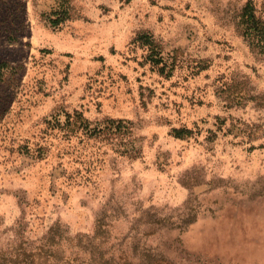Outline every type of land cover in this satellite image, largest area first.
Returning a JSON list of instances; mask_svg holds the SVG:
<instances>
[{
	"label": "rangeland",
	"instance_id": "374dc122",
	"mask_svg": "<svg viewBox=\"0 0 264 264\" xmlns=\"http://www.w3.org/2000/svg\"><path fill=\"white\" fill-rule=\"evenodd\" d=\"M36 258L264 264V0H0V264Z\"/></svg>",
	"mask_w": 264,
	"mask_h": 264
},
{
	"label": "trees",
	"instance_id": "16d2710c",
	"mask_svg": "<svg viewBox=\"0 0 264 264\" xmlns=\"http://www.w3.org/2000/svg\"><path fill=\"white\" fill-rule=\"evenodd\" d=\"M246 20L245 22V29L249 30V31H256V30H261L260 27L256 24V22H254V19L252 18V14L251 12H248L246 15ZM55 230V229H54ZM55 232L53 231V227L50 228V235L52 237H55ZM40 250H42V248H40ZM38 260V262L36 263V261ZM41 258H36L34 261H31L30 264H43V262L41 261Z\"/></svg>",
	"mask_w": 264,
	"mask_h": 264
}]
</instances>
